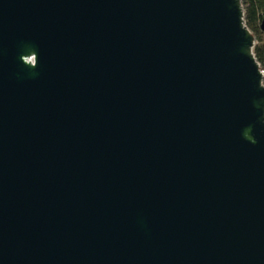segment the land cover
I'll return each instance as SVG.
<instances>
[{
	"label": "water",
	"instance_id": "water-1",
	"mask_svg": "<svg viewBox=\"0 0 264 264\" xmlns=\"http://www.w3.org/2000/svg\"><path fill=\"white\" fill-rule=\"evenodd\" d=\"M254 43L240 0H0V264H264Z\"/></svg>",
	"mask_w": 264,
	"mask_h": 264
},
{
	"label": "trees",
	"instance_id": "trees-1",
	"mask_svg": "<svg viewBox=\"0 0 264 264\" xmlns=\"http://www.w3.org/2000/svg\"><path fill=\"white\" fill-rule=\"evenodd\" d=\"M243 8V19L246 27L254 36L253 54L263 71L264 84V31L259 27L264 14V0H240Z\"/></svg>",
	"mask_w": 264,
	"mask_h": 264
}]
</instances>
